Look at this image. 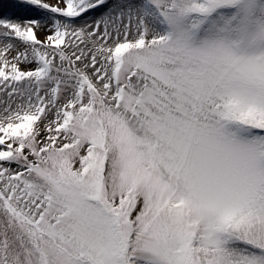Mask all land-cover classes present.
Segmentation results:
<instances>
[{
  "label": "snow or ice",
  "instance_id": "6c2138e0",
  "mask_svg": "<svg viewBox=\"0 0 264 264\" xmlns=\"http://www.w3.org/2000/svg\"><path fill=\"white\" fill-rule=\"evenodd\" d=\"M0 7V264H264V0Z\"/></svg>",
  "mask_w": 264,
  "mask_h": 264
},
{
  "label": "bare ground",
  "instance_id": "6f19581e",
  "mask_svg": "<svg viewBox=\"0 0 264 264\" xmlns=\"http://www.w3.org/2000/svg\"><path fill=\"white\" fill-rule=\"evenodd\" d=\"M8 3H9V0H0V6L6 5ZM3 11H8V15H11V11L0 7V13H2Z\"/></svg>",
  "mask_w": 264,
  "mask_h": 264
},
{
  "label": "rangeland",
  "instance_id": "374dc122",
  "mask_svg": "<svg viewBox=\"0 0 264 264\" xmlns=\"http://www.w3.org/2000/svg\"><path fill=\"white\" fill-rule=\"evenodd\" d=\"M41 37H43V34H41Z\"/></svg>",
  "mask_w": 264,
  "mask_h": 264
}]
</instances>
